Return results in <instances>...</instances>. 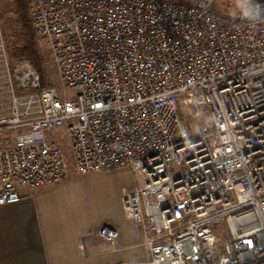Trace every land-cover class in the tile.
<instances>
[{"label":"built area","instance_id":"obj_1","mask_svg":"<svg viewBox=\"0 0 264 264\" xmlns=\"http://www.w3.org/2000/svg\"><path fill=\"white\" fill-rule=\"evenodd\" d=\"M26 1L75 96L0 38V206L68 176L64 128L78 174L139 177L123 203L149 258L125 264H264V0L236 17L216 0ZM189 94L206 105L192 126ZM98 234L118 248L119 228Z\"/></svg>","mask_w":264,"mask_h":264},{"label":"crops","instance_id":"obj_2","mask_svg":"<svg viewBox=\"0 0 264 264\" xmlns=\"http://www.w3.org/2000/svg\"><path fill=\"white\" fill-rule=\"evenodd\" d=\"M1 38V37H0ZM6 137L12 143L13 133ZM126 166L68 176L53 185L19 186L21 199L0 206V264H125L146 261L142 229L124 198L139 184ZM120 229L113 249L98 230Z\"/></svg>","mask_w":264,"mask_h":264},{"label":"rangeland","instance_id":"obj_3","mask_svg":"<svg viewBox=\"0 0 264 264\" xmlns=\"http://www.w3.org/2000/svg\"><path fill=\"white\" fill-rule=\"evenodd\" d=\"M174 1L190 2L191 0ZM241 5V0H216L214 10L230 17H236ZM0 37L13 61L20 58L29 59L19 55V52L24 47L33 46L39 61V66H34L40 72L43 84L55 87L61 97L74 98L75 93L71 90H64L60 84L56 61L49 44L38 38L34 32L26 0H0ZM182 107L186 122L190 126L193 123V111L195 109L205 111L206 109L204 101L197 94L185 96L182 100ZM51 136L62 144L68 158L69 171L76 172L66 129L60 128L53 131Z\"/></svg>","mask_w":264,"mask_h":264},{"label":"trees","instance_id":"obj_4","mask_svg":"<svg viewBox=\"0 0 264 264\" xmlns=\"http://www.w3.org/2000/svg\"><path fill=\"white\" fill-rule=\"evenodd\" d=\"M19 55L29 58L35 66H39L38 57L33 49V46L24 47L22 50H20Z\"/></svg>","mask_w":264,"mask_h":264}]
</instances>
